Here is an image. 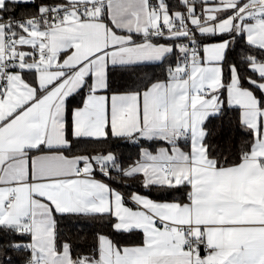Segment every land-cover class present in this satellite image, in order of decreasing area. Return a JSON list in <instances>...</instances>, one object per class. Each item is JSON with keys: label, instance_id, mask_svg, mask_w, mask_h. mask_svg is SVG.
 <instances>
[{"label": "snow or ice", "instance_id": "6c2138e0", "mask_svg": "<svg viewBox=\"0 0 264 264\" xmlns=\"http://www.w3.org/2000/svg\"><path fill=\"white\" fill-rule=\"evenodd\" d=\"M0 264H264V0H0Z\"/></svg>", "mask_w": 264, "mask_h": 264}]
</instances>
